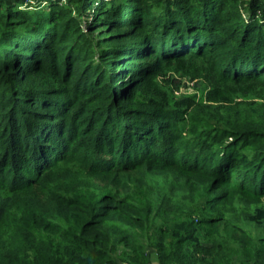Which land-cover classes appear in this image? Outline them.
I'll return each mask as SVG.
<instances>
[{"label":"trees","instance_id":"obj_1","mask_svg":"<svg viewBox=\"0 0 264 264\" xmlns=\"http://www.w3.org/2000/svg\"><path fill=\"white\" fill-rule=\"evenodd\" d=\"M183 80L203 98L171 102ZM241 224L264 225V0H0V264H264Z\"/></svg>","mask_w":264,"mask_h":264},{"label":"rangeland","instance_id":"obj_2","mask_svg":"<svg viewBox=\"0 0 264 264\" xmlns=\"http://www.w3.org/2000/svg\"><path fill=\"white\" fill-rule=\"evenodd\" d=\"M248 18V16H247ZM127 76V75H126ZM129 76V75H128ZM193 82L191 81H187V80H183L182 83L176 88V87H166L168 92H169V98L171 99V102H174L175 100H178V98L182 97V96H188V95H196L197 98H203L202 93L198 90L193 88ZM175 109H173L172 112V116L173 119L176 123H178V125L184 130L187 128V118L184 117V119H182V116H184L182 113L180 112H175ZM186 126V127H185ZM182 130V131H183ZM186 133V132H185ZM189 135V134H188ZM63 174H70L71 175V180H74L75 178H81L80 177V173L78 170H76L74 168V166L69 165L67 167V171H64ZM97 183V182H96ZM27 204L29 206L34 205L36 207H38V203H35V201L33 202H27ZM242 228H244V237H247L251 240L252 243H254V245H259L260 244V240L262 238H264V225L261 227L258 226H246L244 224H241ZM231 238V237H230ZM228 238V241H232L233 239ZM239 238V236H238ZM247 239V240H249ZM239 243V241H237ZM234 243L237 245V243L234 241ZM243 263L247 264L248 260L244 257H238ZM33 258L31 256L28 257V261H31ZM155 258L153 257V260ZM239 259H236V262H239ZM155 262V261H154Z\"/></svg>","mask_w":264,"mask_h":264}]
</instances>
